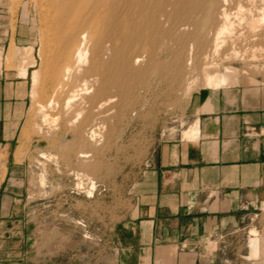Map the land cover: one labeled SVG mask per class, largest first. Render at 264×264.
Here are the masks:
<instances>
[{"label":"rangeland","instance_id":"obj_1","mask_svg":"<svg viewBox=\"0 0 264 264\" xmlns=\"http://www.w3.org/2000/svg\"><path fill=\"white\" fill-rule=\"evenodd\" d=\"M47 1L0 0V111L4 120L0 118L6 123L0 125L4 144L0 145V183L8 174L20 182L10 186L14 192L21 191L20 209L24 206V227L14 236L23 237L27 260L45 264L49 259L64 262L78 257L88 264L110 262L117 248L113 227L128 211L131 191L141 179L148 153L160 141L183 132L191 99L206 87L194 62L195 48L189 42L180 44L184 31L157 33L151 64L145 53L136 52L142 62L134 66H144V79L133 82L128 97L113 90L114 102L91 114L98 124L97 140L78 144L74 126L68 122L78 111L61 110L64 96L50 95L57 46L52 32L54 8ZM242 39L235 49L245 60H232L223 49L212 58L214 70L221 74L224 67L236 69L237 83L227 87L260 89L264 87V61L246 62L252 50ZM23 68L24 78L20 77ZM32 72L38 75L34 90ZM74 77L78 84L81 76ZM50 98L59 107H47ZM79 152L86 158H78ZM262 210L220 239V264H264V203Z\"/></svg>","mask_w":264,"mask_h":264},{"label":"crops","instance_id":"obj_2","mask_svg":"<svg viewBox=\"0 0 264 264\" xmlns=\"http://www.w3.org/2000/svg\"><path fill=\"white\" fill-rule=\"evenodd\" d=\"M212 90L198 91L184 113L183 132L196 124L197 138L182 132L148 153L128 211L113 227V258L100 264H220V239L263 211L264 87ZM12 185L20 182L10 174L0 183V264H38L15 237L24 206Z\"/></svg>","mask_w":264,"mask_h":264},{"label":"bare ground","instance_id":"obj_3","mask_svg":"<svg viewBox=\"0 0 264 264\" xmlns=\"http://www.w3.org/2000/svg\"><path fill=\"white\" fill-rule=\"evenodd\" d=\"M47 2H50V6L54 8L56 19L55 22L54 20L51 22L54 24L52 32L57 46L56 49L53 48L56 51L55 58L53 57L55 71L50 95L56 98L64 96L61 110L78 111L68 122L70 126H74V135L78 144L83 146L98 136L95 133L98 124L93 120L92 112L100 111L114 102L115 96L110 95L113 90H119L120 96L128 97L126 93L128 94L134 86L133 82L141 81L146 76L144 66L140 67L141 69L136 68L137 63L142 62L139 61L140 56L136 52L140 50L138 51L140 55L142 52L145 53L147 62L151 64L154 61L152 60L155 49L153 45L156 43L153 42V36L157 33L162 34L164 30L170 33L174 29L176 32L177 29L184 31L182 37L178 38L180 44L183 47L185 42H189L191 47L195 48V65L200 67L205 87L213 90L237 83L236 69L224 67L220 74L219 71L214 70L217 66L214 65L212 58L221 54V50L224 49L228 51L225 53L228 58L244 61L245 55L242 54L244 57H241V53L240 56L235 49L240 37H244V41L249 46L246 48L252 50L250 55L248 52L246 62L264 61V0H50ZM231 10L235 12L232 14ZM187 29L191 32L186 33ZM241 41L244 42L243 39ZM55 44L51 45L55 46ZM174 55L177 64L179 60ZM192 58L188 61L190 62ZM20 71L22 75L20 77L24 78L26 69ZM74 75L81 76L78 84ZM37 76V72H32L30 76L32 90L37 85ZM52 105L55 108L59 107L58 101L54 102L50 98L47 107ZM38 108L39 111L43 110V106ZM81 111H85L83 117ZM197 133V125L193 124L184 132V137L192 140L198 136ZM77 157L86 158L83 152H79ZM93 187L92 183L91 189ZM250 232L255 235L254 231Z\"/></svg>","mask_w":264,"mask_h":264}]
</instances>
